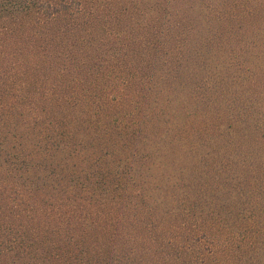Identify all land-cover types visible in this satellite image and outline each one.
I'll list each match as a JSON object with an SVG mask.
<instances>
[{"label":"rangeland","instance_id":"1","mask_svg":"<svg viewBox=\"0 0 264 264\" xmlns=\"http://www.w3.org/2000/svg\"><path fill=\"white\" fill-rule=\"evenodd\" d=\"M159 14L171 28L167 37L175 40L173 44L177 41L171 63L161 66L160 77L152 81L146 64L133 60L126 81L128 86L138 85V104L130 103L127 96L119 108L107 101L111 106L107 114H115L117 121L109 118L111 127L92 132L78 128L66 153L58 147L42 157V166L49 165L50 170H43L33 184L40 186L38 192L49 189L59 198L65 194L60 203L46 207L50 213L88 214L93 223L102 213L112 215L116 200L110 193L105 202L96 183L134 184V198H138L133 203L141 194L150 204L160 203V219L150 224L157 228L156 242L147 240L143 246L163 255L160 261L167 264L165 259L172 253L164 239L171 248L188 244L199 237L193 231L197 222L221 227L231 215H250L264 208V192L256 187L260 179L255 180L264 176V141L260 140L264 135V0H159ZM90 81L101 94L108 85L105 81L101 85L96 77ZM27 118L16 120L18 141L23 143L24 138V145L32 134L25 126ZM38 138L32 136L25 147L35 150L30 144ZM22 146L16 143L12 150L18 152ZM28 150L14 164H7L18 169L12 179L3 176L10 190L30 188L23 207L26 215L33 212L34 196L27 167V156L34 152ZM103 169L119 176L101 179ZM124 174H134L133 179H122ZM53 184L58 186L56 191ZM19 196L16 203L23 199ZM41 202L51 203L43 198ZM123 213L130 214L128 209L118 214ZM227 227L230 236L243 233L233 221ZM160 236L162 241L157 239ZM259 244L264 246V238ZM144 253L149 258L151 253Z\"/></svg>","mask_w":264,"mask_h":264},{"label":"trees","instance_id":"2","mask_svg":"<svg viewBox=\"0 0 264 264\" xmlns=\"http://www.w3.org/2000/svg\"><path fill=\"white\" fill-rule=\"evenodd\" d=\"M170 29L159 14V0H0V264H163V255L143 246L147 240L156 242L157 228L150 224L160 219V203L150 204L142 194L133 203L138 198L134 184L96 183L105 202L110 193L116 200L112 215L102 213L93 223L88 214L50 213L47 209L65 194L59 198L49 189L38 192L40 186L33 183L43 170H50L49 165L42 166V157L58 147L66 153L78 128L92 132L111 127L109 118L116 115L107 114L111 113L107 101L119 108L127 96L138 104V85H129L124 94L128 69L139 60L151 73L148 77L158 79V72L175 55L177 41L173 44L175 40L167 37ZM91 77L108 84L103 94L93 88ZM24 117L32 130L25 145L37 135L39 141L30 144L35 150L25 147L24 138L23 143L18 141L16 120ZM16 143L23 145L18 152L12 150ZM27 150L34 152L27 156L34 191L30 215L23 208L30 188L10 190L3 179L17 173L7 164H14ZM108 176L116 178L119 172L103 169L101 179ZM133 176L121 175L126 181ZM257 177H252L260 179L257 190L264 192V176ZM57 188L53 184L52 189ZM18 196L23 199L16 203ZM42 198L51 203L42 205ZM121 209L130 214H118ZM262 210L231 215L221 227L197 222L193 231L198 239L175 248L164 239L172 253L167 264H264V246L259 244L264 238ZM228 221L243 233L230 236ZM157 239L162 241L163 236ZM143 250L151 253L149 258Z\"/></svg>","mask_w":264,"mask_h":264}]
</instances>
